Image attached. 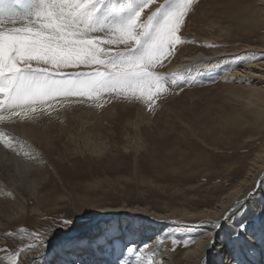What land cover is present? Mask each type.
I'll return each instance as SVG.
<instances>
[{"label":"rangeland","instance_id":"rangeland-1","mask_svg":"<svg viewBox=\"0 0 264 264\" xmlns=\"http://www.w3.org/2000/svg\"><path fill=\"white\" fill-rule=\"evenodd\" d=\"M251 2L194 0L181 30V42L172 49L175 55L165 68L158 67L166 79L150 105L146 97L137 98L140 93H100L83 98L57 96L36 106L39 115L31 110L28 115L9 114L11 119L26 121L44 132L41 137L48 141L32 139L45 165L42 174L33 173L40 201L26 187L18 186L14 193L12 185L10 189L4 186L6 190L0 186V194L18 196L26 205L25 213L14 218L0 212V264L17 258L20 264H59L61 258L47 255L67 232L85 224L96 225L117 210L126 218L140 215L151 225L160 222L159 213H167V222L171 218L186 229L183 233L198 228L195 224L200 225V219L178 216L197 211L208 202L215 204L243 179L264 139V110L258 116L257 109L251 107L254 104H248L252 99L249 88L264 84L260 77L264 76V60L252 59L253 52H264V15L254 11L260 6ZM162 3L164 0H155L150 8L155 11ZM107 39L100 45L102 59L125 47L109 45ZM199 51L209 59L178 66L183 56ZM32 66L56 70L35 61ZM78 67L81 71L104 70L96 65ZM251 186L248 195L258 188L254 182ZM42 195L47 196L44 201ZM6 198L0 196L2 201ZM33 207L40 210H31ZM262 209L264 202L252 216L254 229L264 220ZM171 213L181 214L173 217ZM234 213L226 224L242 238L246 233L236 224L250 226L243 223L247 211L240 205ZM65 218L71 223L55 226ZM84 232L79 230L78 240ZM75 238L69 239L66 251L83 256L86 238L74 242ZM129 241L125 239L124 249Z\"/></svg>","mask_w":264,"mask_h":264},{"label":"snow or ice","instance_id":"snow-or-ice-1","mask_svg":"<svg viewBox=\"0 0 264 264\" xmlns=\"http://www.w3.org/2000/svg\"><path fill=\"white\" fill-rule=\"evenodd\" d=\"M154 2L39 0L32 11L28 0H0V113L8 114L0 115V124L10 122L9 114L28 115L31 110L39 115L36 106L57 96L140 93L137 98L146 97L150 105L164 87L161 81L166 79L158 67L165 68L175 55L172 49L181 42V30L194 0H164L152 11L150 5ZM106 36L107 44L125 47L102 59L100 45ZM252 59L264 60V52H253ZM33 61L52 65L56 70L34 68ZM83 65L104 66V70H79L78 66ZM69 66L77 67L61 71ZM11 140L16 141V136ZM234 209L220 217L215 226ZM70 223L65 218L55 226ZM244 228L240 226L241 231ZM46 239L42 240L44 246ZM4 250H8L7 246ZM139 251L134 245L127 249L133 255ZM9 264L20 262L18 258L9 259Z\"/></svg>","mask_w":264,"mask_h":264},{"label":"bare ground","instance_id":"bare-ground-1","mask_svg":"<svg viewBox=\"0 0 264 264\" xmlns=\"http://www.w3.org/2000/svg\"><path fill=\"white\" fill-rule=\"evenodd\" d=\"M252 2H257L256 4L260 6L259 10L255 9L254 11L264 15V0H252ZM28 3L31 10L34 11L39 0H28ZM250 17L256 18L255 15L251 14ZM262 25H264V20ZM208 59L209 56L206 53L199 51L183 56L178 66L185 67ZM254 66L256 67V65ZM260 75L262 74L260 73ZM249 95L252 99H249L248 104H254L251 107L257 109L256 113L259 116L262 109L264 110V84H254L249 88ZM250 111L253 112V110ZM0 115L7 116L8 114L1 113ZM10 116V122L0 124V133L9 134L7 136L0 135V186L9 188L12 185V192L14 193L18 186L26 187L31 191V194H36L35 197L39 200L41 195H37L39 190L33 173L35 175L42 174V171H45V165L40 151L38 152L32 144V139L44 138L47 143L48 138L46 136L41 137V133L44 132L37 131L30 123L24 120V122L14 120L15 118L11 119ZM13 135L16 136V141L11 140ZM13 144H17V147H12ZM247 168L244 178L233 185L222 197L215 199V204L212 205V202H208L197 211L178 213V215L181 214L180 216L171 213L173 217L200 219L202 223L200 225L195 224L197 229L187 227L188 232L183 233L186 229L178 227L179 225L173 223L171 218H169L170 222H167L166 217H169L167 213H159L158 220L160 222L151 225L152 223L143 222L142 217H139L140 215L126 218L123 213L117 210L96 225L85 224L83 229L79 227L76 231L67 232L65 234L67 239L59 240L58 245L50 248L47 256L57 255L58 258L62 259V262H58L59 264H94V261L98 263L104 261V264H205V261L206 264H227V262L229 264H238V262L240 264H264V220L260 222L258 229H254L250 225L252 216L264 202V139L261 147L253 153ZM31 174L32 176H30ZM253 182L257 184L258 188L248 195L247 190L252 188ZM46 183L45 181L43 184ZM0 196L7 197L6 201L0 200V212H4L11 218L25 213L24 199L20 200L15 195L10 198L11 194L7 196L0 194ZM46 197L44 195L42 201ZM246 198L245 202H241ZM238 199L240 203L237 205ZM3 205L5 208L2 207ZM240 205L243 211H247L248 218L244 219L243 223L250 225L243 230L246 236L244 235L242 238L235 236V230L233 231V228H229L226 224ZM233 207H235L233 213L220 220L218 227L215 226L218 219ZM30 209L40 210L38 207ZM173 220L176 222L175 218ZM236 226L240 228L241 225L237 223ZM84 229L83 238L78 240L79 230ZM72 238H75L74 242L83 241L86 238L84 241L86 250L83 251L85 253L83 256L82 254L74 256L66 251V247L70 245L68 244L69 239L72 240ZM125 239H131L127 243L128 247L134 245L136 248H140V251L135 255L128 253L127 249L123 247ZM213 241L218 242L215 244ZM145 245L147 247H144ZM74 250L77 248L74 247ZM103 255L104 257H102Z\"/></svg>","mask_w":264,"mask_h":264}]
</instances>
